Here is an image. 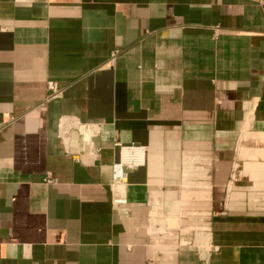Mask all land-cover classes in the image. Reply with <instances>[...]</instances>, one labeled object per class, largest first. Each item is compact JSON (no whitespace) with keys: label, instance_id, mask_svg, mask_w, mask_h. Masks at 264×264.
Here are the masks:
<instances>
[{"label":"crops","instance_id":"obj_1","mask_svg":"<svg viewBox=\"0 0 264 264\" xmlns=\"http://www.w3.org/2000/svg\"><path fill=\"white\" fill-rule=\"evenodd\" d=\"M0 264H264V0H0Z\"/></svg>","mask_w":264,"mask_h":264},{"label":"built area","instance_id":"obj_2","mask_svg":"<svg viewBox=\"0 0 264 264\" xmlns=\"http://www.w3.org/2000/svg\"><path fill=\"white\" fill-rule=\"evenodd\" d=\"M48 90L51 91L53 96L57 93V86L49 83ZM84 149L90 152L92 148L88 139H85ZM145 164V150L143 147H121L119 160L112 166V183L116 187H123L127 184V173L130 170L142 167ZM113 205H124L125 199L119 196L113 198Z\"/></svg>","mask_w":264,"mask_h":264}]
</instances>
